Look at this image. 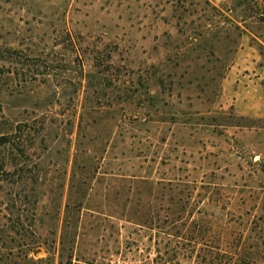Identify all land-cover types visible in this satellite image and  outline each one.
<instances>
[{"label": "rangeland", "instance_id": "1", "mask_svg": "<svg viewBox=\"0 0 264 264\" xmlns=\"http://www.w3.org/2000/svg\"><path fill=\"white\" fill-rule=\"evenodd\" d=\"M0 264H264V0H0Z\"/></svg>", "mask_w": 264, "mask_h": 264}, {"label": "trees", "instance_id": "2", "mask_svg": "<svg viewBox=\"0 0 264 264\" xmlns=\"http://www.w3.org/2000/svg\"><path fill=\"white\" fill-rule=\"evenodd\" d=\"M10 138L5 135L0 136V145L6 144L10 142ZM61 251H60V261L59 264H75L73 262V254L70 252V249L68 248L65 238L61 241ZM258 263V260H255V264ZM81 264V263H80Z\"/></svg>", "mask_w": 264, "mask_h": 264}]
</instances>
